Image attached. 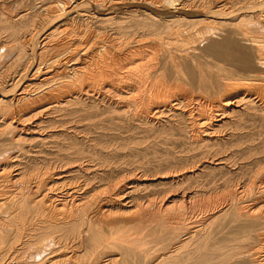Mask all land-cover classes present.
<instances>
[{
	"label": "bare ground",
	"instance_id": "obj_1",
	"mask_svg": "<svg viewBox=\"0 0 264 264\" xmlns=\"http://www.w3.org/2000/svg\"><path fill=\"white\" fill-rule=\"evenodd\" d=\"M101 1L137 7L128 8L127 16H99L95 13L102 14L100 8L94 7L95 12L77 19L67 9L71 0L12 4L0 0V264H264V158L258 156L260 151L237 147L231 156L225 153L228 157H220V163L233 168L219 177H209L203 165L204 159L222 156L243 142L232 137L234 141L219 147L214 138L222 124L213 121L235 112L229 108L234 100L247 102L248 107L264 104V0H227L212 6L206 0L197 7L193 0ZM172 8L176 9L172 15L160 12ZM127 21L155 31V40L130 46L122 56L107 41L94 42L92 28L101 33L105 24L116 22L121 27ZM94 22L100 24L94 26ZM164 32L169 36H162ZM216 33L222 36L214 38ZM202 39H207L206 52L195 53L193 44ZM170 43L174 44L171 49L167 48ZM160 49L161 57L157 56ZM109 87L126 105L139 107L146 115L154 109L162 113L165 106L180 108L173 114L177 123L169 120V125L155 128L154 132L167 136L182 127L186 108L194 105L195 116L189 121L197 150L178 160L167 152L155 168L156 173L181 170L182 174L159 177L153 191L126 202L124 190L114 191L115 182L131 189L129 193L152 184L123 182L119 177L104 182L95 168V176H85L78 190L64 193L61 188L72 179L71 167L103 154L106 147L100 141L86 147L77 133L53 141L56 150L16 161L28 150L21 145L25 138L14 125L15 117L26 120L50 105L64 112L66 118L59 122L65 125L97 118L111 109L104 110L84 96L106 94ZM111 111L119 118L128 115L122 108ZM8 140L17 143L16 150L6 146ZM64 166L70 175H63ZM197 166H202L198 173ZM13 167L19 171L11 176ZM80 189L83 192L78 194ZM130 202L131 210L126 206Z\"/></svg>",
	"mask_w": 264,
	"mask_h": 264
},
{
	"label": "rangeland",
	"instance_id": "obj_2",
	"mask_svg": "<svg viewBox=\"0 0 264 264\" xmlns=\"http://www.w3.org/2000/svg\"><path fill=\"white\" fill-rule=\"evenodd\" d=\"M8 1H9V3L12 4L13 2H15L17 0H11V1L8 0ZM18 1H22V0H18ZM35 1H37V0H23V3L24 2L25 3H28V2L33 3ZM204 1H206V0H193L192 5H194L193 7H197L199 4L201 5V2L203 4ZM207 1H212V3H211V6H212L215 4L216 5H222L227 0H207ZM96 2L98 3V5ZM213 2H214V4H213ZM77 3L79 5H77ZM86 3H87L88 8L86 6ZM100 3H104V4H100ZM110 3L111 2H109V1L105 2V1H101V0H95V1H93V0H88V1L87 0H71V3L69 2L67 4V5H70V6H68L67 9L69 10V12H70V10L72 11L69 13L70 16L78 17L77 19H83V18L87 17V16H85L84 13L90 14V12L92 13V12L96 11V9L94 7H97L98 9L100 8L99 13H102V14L95 13L96 15H99V16L104 15V13H106V14L110 13L109 15H115V16H119L120 14L127 16L126 11L128 8L137 7V6H133L132 4L127 5V3H121V5H111ZM40 4L41 3H39L37 6H40ZM84 4H85V6H84ZM94 5H97V6H94ZM73 6H75L76 8L74 9ZM77 6H78V8H77ZM211 6H207V7H211ZM80 8H82V9H80ZM105 8H107V9H105ZM217 8H220V7L219 6H213V9H217ZM88 9L91 11H89ZM224 9L226 10L228 8L224 7ZM228 10H230V9H228ZM174 11H176L175 8H172V10H167V9L160 10V12L164 15H172V13H175ZM169 12H170V14H168ZM89 19H91V18H89ZM96 20H97L96 18H93V21H96ZM132 22L133 21L123 22L122 23L123 26H121V27L116 22L110 23V24H105L103 26V28L101 29V31H102L101 33H98L99 32L98 30H96L95 28H92L95 30L94 35L96 36V37L94 36V42L102 43V42L107 41L106 43L108 46L114 47L116 55L122 56L125 54L126 51H128L127 49L130 46L136 45L137 47L138 46L140 47V45L142 46L143 43L146 44L150 40L151 41L155 40V37H156L155 31H152L148 28L140 27V26L136 25L135 22L134 23H132ZM60 24H61V22L58 23V25H60ZM97 24L99 25L100 22H94V26H98ZM81 28H83V27L81 26ZM97 28H99V27H97ZM143 31H144V33H143ZM216 34L213 36L214 38L218 37L217 39H219L222 36V34H220V33H216ZM218 34H219V36H218ZM161 35L164 37L169 36L168 34H166V32H164ZM149 36L151 38L153 37L154 39L153 38L151 39ZM199 42H201V43H199ZM199 42H197L196 44H193V45L196 48L195 51L198 50L195 53L198 52V53L202 54L203 51L206 50V46L208 44L207 39L205 41H203V39H202V41H199ZM126 43H127V45H126ZM94 44H96V43H94ZM201 44H202V46H201ZM171 45H174V44L170 43V45H168L167 48L169 47L171 49ZM147 49L150 50V48H147ZM154 51H155V49H154ZM161 51L162 50L160 49L157 56L161 57V53H162ZM205 52L203 54H205ZM153 56H154V59L152 62H154V64H155V53ZM8 88H9V86H8ZM125 91H126V88H123L122 89V95L123 96H126V94H127ZM104 94H105V92L104 93L102 92L99 94L90 92L89 94H87V95H90V97L87 95H85L84 97L87 98L88 101L95 100V101L99 102V105L104 110H110V109L113 110L114 108L126 109L128 111V115H124V116H122V118H119V116L117 114H114L110 110V111H107L106 113L104 112L105 114H100V116H98L97 118H93V119L89 118L88 120L82 119L79 122H76V121L67 122L65 125V123L62 124L63 122H59L62 119L64 120V118H66L62 114L63 111L56 110L53 107L51 108L50 105H46L45 107L40 109L39 112H37L35 115H33L34 112H32L31 114L26 116V120L25 119L22 120L19 117H17V118L15 117L14 125L15 126L18 125L17 131L18 132L20 131L21 136L25 138L24 142H22L21 145L22 146L25 145L24 146L25 149L28 150L22 154L20 152L16 151L15 152L16 155L21 154L19 157L18 156L16 157V161L17 162L22 161V160L26 161V158H28L30 155H36V154L43 155L41 151L51 152L53 150H56L55 149L56 148L55 143H53V141L59 140V138H61L64 135H65V137L68 135V139H70L71 135L73 137L74 134L76 135V133H77L78 134L77 137H79V140L82 141L84 146H86V147L90 144L91 145L95 144V141L96 142L100 141L102 144H105L106 147L103 149V154H101L100 152H99L100 154L96 153L90 159H87V158L84 159V162H82V163L80 162V165H78L76 168L71 167V168H74L73 169L74 171H72L74 174L71 173L70 171H68L69 167L66 168L64 166L65 169L62 168L63 175H70V173H71L70 176L72 178L70 180L67 179L66 181H68V182H65L67 184L65 185L64 188H61V190H63L64 193L66 192V190H69L70 192H72L73 190H78L77 188H79V184L81 185L84 183L85 176L86 177L89 175H90L89 177L95 176V174H94V170H96L95 168H97V170L99 171V175L100 176L102 175V177L104 178V180H103L104 182L110 181V180L112 181V180L117 179L116 177H119L121 179H118V180H123V182H125L126 180H127L126 182L136 181V182H140L142 186L144 184H146V185L150 184V183L152 184L151 187H149V188L141 187L139 189L138 193L134 191V193L132 192L133 193L132 194V193H129V191L131 189H129V188L127 189L126 188L127 186H122L123 183L117 185V183L115 182V184L113 186L116 189H114V191L120 192L121 190H124L126 192L125 196H126L127 200H126V198H124L126 202L130 201V199L132 200L136 196H139L141 194H145L146 191H148L149 189L151 191H153L155 189V182H158L162 176H166V175L168 176L169 175L171 177L172 175L182 174V172H184V171H181V170L176 171V172L165 170L164 172L159 171L160 173L159 172L156 173L155 168H158L157 164L159 163L160 160H162L164 158V156L167 154V152L174 153L176 155L174 160H178L179 156H186V155L189 156V155H191V153H193L194 151L197 150V144H196V142H194L195 141L194 139H196V138L194 136H192L194 130H193V127L191 125L192 123L189 121L190 117L195 116V111L193 110L194 105H190L191 107L188 106L186 108V109H188V111L185 113L187 116V119L182 120V123H181L182 127L176 128L174 130V134L167 136L166 134H159L158 132H154L155 128H157L158 126H161V125H165V124L169 125V123H168L169 120L172 121L173 124L177 123L178 122V120H176L177 117L173 114H178L181 110L180 108H177L175 110V107L172 106L174 109L170 110V106L169 107L165 106L166 108L165 107L161 108V110H164V112H162V113L161 112L155 113V109H154V111H151L150 113H147V115H146V113L141 112V109L139 107L138 108L135 106L130 107V106H128V103L126 105L124 98L121 97L115 90L113 91V89H110V87L108 90H106V94L105 95ZM119 98H120V100H119ZM102 99H104V100H102ZM118 100L121 103H118L119 102ZM123 102H124V104H123ZM248 104L249 103H247V102H244V103L239 102L238 103L234 100L233 103L230 104L231 106L229 105V108H231V110L234 109L235 112L226 113L223 118H222V115L218 116L220 120H214L213 121V124H217V125L222 124L221 125L222 127L218 131L215 132L216 138H219V139L214 138L215 139L214 141L218 142L219 147H221V145H225V144H228V143L234 141V139L236 140V137H237V139L240 138L243 142L240 144V146L239 145H237V146L233 145V147L231 146V148L228 149L227 152L222 153V156L221 155L215 156L213 159H204L205 162L203 165H206L208 167L207 171L210 173V175L208 174L209 177L211 175L216 176V174H217L216 177H219L223 173H226L227 170H229V168L230 169L233 168V167H229L231 165L228 164L227 162H226L227 164L223 165L225 163V161H222L223 163H220L219 160H221V159H219V158L220 157H228V156H226L227 154L229 156H231V152L233 151V149H236L237 147H238L237 149H239L240 151H247L251 147H252L251 149L255 148V150L260 151L258 156H261L264 158V104H260V102H257L256 104L253 103V105L251 107H248L249 106ZM206 107L208 110L210 109V103L209 102L206 103ZM45 109H46V111H45ZM134 110L139 115L138 114L134 115V117L129 116L130 114L135 113ZM156 117H158V118H156ZM57 118H59V119L57 120ZM215 119H218V118H215ZM95 122H96V124H93ZM223 124H225V125H223ZM69 126H71V127H69ZM73 128L75 130H78V131L75 132V130ZM62 130H64V131H62ZM61 131H62V133H60ZM66 132L69 134H67ZM234 132H235V134H234ZM22 134H24V135H22ZM241 135H243V136H241ZM241 137H243V138H241ZM228 139L229 140L231 139V140L229 141ZM222 142L224 144H221ZM6 143H7L6 146H8V147L13 146V148L16 150L17 147L15 148L14 146H17V143L12 144V143H10V140L6 141ZM97 146L100 149L101 144H98ZM225 153H227V154H225ZM22 155H24V156H22ZM220 165H223L224 167L213 168V167H219ZM18 167H19V165H18ZM17 169H18L17 167L11 168L10 175L13 176V175L18 174L19 170L17 171ZM188 169H189V171L191 170L190 168H188ZM195 169H196L195 170L196 173H198L201 171L202 166H197ZM232 170H234V169H232ZM66 172H67V174H66ZM114 177H115V179H114ZM62 180H64V179H62ZM62 180H60V181H62ZM77 180H78V184H77ZM97 180L98 179H94V182H97ZM104 186L107 187V185H104ZM116 186L118 187V189ZM105 187H102L101 189H103V188L105 189ZM70 188H72V189L70 190ZM58 191L59 190H57V192ZM81 191L83 192V189H80V191H78L77 193L81 194ZM57 192H54V193H57ZM176 193H180V192L177 191ZM119 203H121V201ZM132 205L133 204H131V202H130L126 206L128 209H130V207H132L131 209H133ZM152 208H154V207H152ZM123 209H122V211H124Z\"/></svg>",
	"mask_w": 264,
	"mask_h": 264
}]
</instances>
